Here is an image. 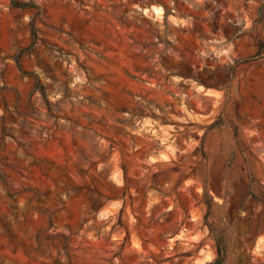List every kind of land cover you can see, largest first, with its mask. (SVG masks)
Wrapping results in <instances>:
<instances>
[{"label": "rangeland", "instance_id": "1", "mask_svg": "<svg viewBox=\"0 0 264 264\" xmlns=\"http://www.w3.org/2000/svg\"><path fill=\"white\" fill-rule=\"evenodd\" d=\"M19 1L0 0V264H206L214 236L224 264H264V0Z\"/></svg>", "mask_w": 264, "mask_h": 264}, {"label": "trees", "instance_id": "2", "mask_svg": "<svg viewBox=\"0 0 264 264\" xmlns=\"http://www.w3.org/2000/svg\"><path fill=\"white\" fill-rule=\"evenodd\" d=\"M9 3L12 7L15 8H20V9H30L33 8L35 5H32L30 2L28 1H19V0H9ZM29 32L31 35V43L27 46V47H23L17 50L16 53V57H15V61L17 62V67L19 69V71L24 74V71L22 70L20 64H19V58L22 56H26L29 55L30 53H32L33 49H34V45L36 43V41L38 40L37 37L35 36V28L33 25V16L30 17L29 20ZM254 56L257 57H263L264 56V40L259 39L256 43V50H255V54ZM40 82L37 80L35 82V86L40 87ZM39 90H41V92H43V89L39 88ZM254 188H257L258 191L257 193H255L253 191ZM247 191L248 194L254 198L255 200H257L258 202H260L261 204L264 205V187L257 183V181H255L253 176H249V180H248V184H247ZM209 204H207V208L209 209ZM209 232L212 233L213 229L212 227L209 225ZM214 242H215V247H216V256L210 260L209 262H207L206 264H224L225 263V259H226V252H225V248L223 246V239L220 236H214Z\"/></svg>", "mask_w": 264, "mask_h": 264}, {"label": "bare ground", "instance_id": "3", "mask_svg": "<svg viewBox=\"0 0 264 264\" xmlns=\"http://www.w3.org/2000/svg\"><path fill=\"white\" fill-rule=\"evenodd\" d=\"M152 9L155 13H159V11H160V7H158V6H152Z\"/></svg>", "mask_w": 264, "mask_h": 264}]
</instances>
